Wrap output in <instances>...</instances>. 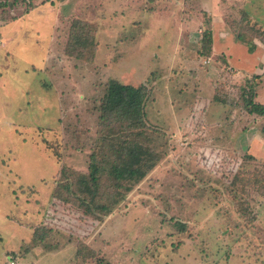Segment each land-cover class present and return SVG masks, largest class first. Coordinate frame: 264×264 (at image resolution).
Masks as SVG:
<instances>
[{"label":"rangeland","instance_id":"1","mask_svg":"<svg viewBox=\"0 0 264 264\" xmlns=\"http://www.w3.org/2000/svg\"><path fill=\"white\" fill-rule=\"evenodd\" d=\"M158 1L0 0V264H264V115L245 101L264 78L208 71L203 39L180 59L167 12L201 11ZM253 4L236 36L264 48ZM257 50L229 62L264 72ZM125 142L147 151L117 183Z\"/></svg>","mask_w":264,"mask_h":264},{"label":"crops","instance_id":"2","mask_svg":"<svg viewBox=\"0 0 264 264\" xmlns=\"http://www.w3.org/2000/svg\"><path fill=\"white\" fill-rule=\"evenodd\" d=\"M196 1H197L196 7H193L195 4L190 5L188 3V6H189L188 8L192 10L198 8V10L201 11V13L199 12L192 13L191 11L190 13H186L185 16L182 13L180 14L182 18H180L177 21L175 19V15L177 14L175 11L167 12L168 25L163 26L165 31L168 30L167 36H169L170 33L173 32V34L174 33L177 34V35L175 34L174 35L178 38L179 41H181V39L183 38L182 44L180 42L178 44L174 43L172 47L178 46V48L183 47L189 50L187 55L185 53L184 55L179 54V58L187 60V64L190 63L194 65H195V61H197V58L200 59L201 56L199 52L197 51V49H199V47L201 46L199 45L197 47L196 44H200L199 40L202 37V35L199 33V30H201V27L205 26L206 28L212 31V36H213L211 54L206 59V61L208 62V59H211V60L206 65L210 64L212 60H213V63L209 65L210 66L209 69L211 70H208V71H211V72L216 71L217 67L215 65L219 63L217 62L218 61L217 59H219V56H222L223 62H225V66L226 64L229 66L232 65L230 67H234L232 70L236 71L234 75H230L231 77L236 78L237 80H240L245 77H250L251 75H261L260 79L264 78V72L262 70L256 71L257 64L251 65V70H249L248 72L246 71V72L241 73L239 72V68L237 64H234V63L231 64L232 62L231 63L229 62V61L234 60V57H237L238 48L243 47V48L248 49L247 44H245L244 41H242L241 39H239V37L236 36V29H237L236 24L238 22L237 20L239 21L242 20L241 18V15H243L242 10L245 9L246 13L250 15L249 17H250V20L253 22V24L259 23L257 21V18L255 17L257 15V12H255L256 8H255V4H253V0H196ZM155 2H159V1L155 0ZM251 10H253L254 12L251 13ZM141 11L142 13L153 14V15L154 13H157L158 21L160 20V17H162L161 15L165 13L163 11L157 10L155 7L151 8L147 12L143 11L142 9ZM205 16L208 17L209 22L204 20ZM168 26L170 27L172 26L173 29L169 28ZM222 42H225V44H223ZM255 44L257 45L258 50L255 53V58H252V59L255 61V63L259 62L260 64V62L262 61L261 59L264 58V48L256 42ZM245 57L247 59L249 58L247 56ZM226 58H229V59H226ZM237 58L241 59L240 53H239V57ZM234 62L236 63L237 61L234 60ZM198 71H201V69L199 68ZM194 72L195 70L193 69V73ZM211 80H212L211 76H209L207 78L208 84L211 83ZM213 83L216 84L215 79L212 81V86H213ZM257 88H258L257 89V93H258L257 99L260 100L259 97L263 98L264 96V86L262 82L260 85L257 86ZM181 99H178V100L180 101Z\"/></svg>","mask_w":264,"mask_h":264},{"label":"trees","instance_id":"3","mask_svg":"<svg viewBox=\"0 0 264 264\" xmlns=\"http://www.w3.org/2000/svg\"><path fill=\"white\" fill-rule=\"evenodd\" d=\"M243 36L244 35L240 34L239 39L245 42L244 40L245 38L243 39ZM212 37H213L212 31L208 29L204 34H202V37L200 38V40L203 39L202 40L203 43H202V47L200 51L203 52L202 55H205L207 57H209L211 54L212 42H213ZM81 38L82 36L77 37L78 44L76 45L79 46L80 44H83L81 43ZM255 48H256L255 43H252L248 46V49L250 51H253ZM253 84L252 83L248 84L249 86L248 88L250 92L248 93V97H246L245 99L247 110L250 113L253 112V113L260 114V115H264V103L257 99L258 93H257V89L255 88L256 85H253ZM134 90L136 91V93L138 92L136 89ZM139 103L140 101H136L133 103L134 104L133 106L139 107L138 106ZM139 112L140 111H138V113ZM132 113H133V110H132ZM108 142H113V141L108 140ZM111 146H112V151H113L112 156L114 157V159L112 160L111 157H109L106 162H107V165L110 166L109 173L111 174L112 179H114L115 182L117 183H121L122 181L127 180L128 178L135 175L136 171L135 169L132 168L131 165L134 162H137L140 158V155L144 154L147 150L143 147H136L135 145H132L128 142H125V144L111 143ZM102 162H100L101 163L100 165H104L102 164ZM101 168L102 167H99V165H96V168L92 169V173L98 174L101 171ZM95 174L93 175V177L95 176Z\"/></svg>","mask_w":264,"mask_h":264},{"label":"built area","instance_id":"4","mask_svg":"<svg viewBox=\"0 0 264 264\" xmlns=\"http://www.w3.org/2000/svg\"><path fill=\"white\" fill-rule=\"evenodd\" d=\"M10 264H16L15 263V258L10 260Z\"/></svg>","mask_w":264,"mask_h":264}]
</instances>
